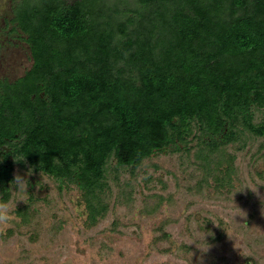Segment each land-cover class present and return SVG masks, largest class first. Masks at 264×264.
Here are the masks:
<instances>
[{
	"label": "trees",
	"instance_id": "16d2710c",
	"mask_svg": "<svg viewBox=\"0 0 264 264\" xmlns=\"http://www.w3.org/2000/svg\"><path fill=\"white\" fill-rule=\"evenodd\" d=\"M11 24L32 64L0 82L2 199L18 162L76 185L91 223L147 159L196 148L198 186L223 188L227 147L264 137V0H22Z\"/></svg>",
	"mask_w": 264,
	"mask_h": 264
},
{
	"label": "rangeland",
	"instance_id": "374dc122",
	"mask_svg": "<svg viewBox=\"0 0 264 264\" xmlns=\"http://www.w3.org/2000/svg\"><path fill=\"white\" fill-rule=\"evenodd\" d=\"M20 1L0 0V81L32 64L29 45L11 24ZM195 150L189 157L147 159L133 175L122 172L130 196L112 180L108 211L91 223L76 185L60 188L47 174L44 183L40 173L15 162L13 177L26 175L31 194L28 204L17 202L16 220L0 227V264H264V178L258 173L264 174V137L245 130L227 147L236 175L223 188L213 179L198 186Z\"/></svg>",
	"mask_w": 264,
	"mask_h": 264
},
{
	"label": "clouds",
	"instance_id": "9594fccd",
	"mask_svg": "<svg viewBox=\"0 0 264 264\" xmlns=\"http://www.w3.org/2000/svg\"><path fill=\"white\" fill-rule=\"evenodd\" d=\"M25 156L19 159L18 161L24 160ZM32 169H28V173L31 174ZM41 179L47 183L42 171L40 173ZM10 186L7 188L8 191L4 199H0V227H7L16 220V207L17 202L23 201L28 204V198L31 194L28 191L30 181L26 175H21L17 173L12 180L9 182ZM37 186H41L37 183Z\"/></svg>",
	"mask_w": 264,
	"mask_h": 264
},
{
	"label": "flooded vegetation",
	"instance_id": "af4514ba",
	"mask_svg": "<svg viewBox=\"0 0 264 264\" xmlns=\"http://www.w3.org/2000/svg\"><path fill=\"white\" fill-rule=\"evenodd\" d=\"M1 82V81H0ZM0 152H1V146H0ZM0 157H1V153H0Z\"/></svg>",
	"mask_w": 264,
	"mask_h": 264
}]
</instances>
